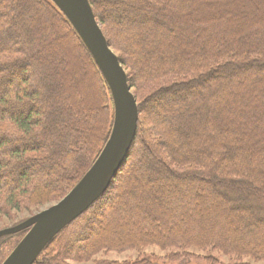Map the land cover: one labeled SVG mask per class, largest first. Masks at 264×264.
Listing matches in <instances>:
<instances>
[{
	"label": "trees",
	"instance_id": "obj_1",
	"mask_svg": "<svg viewBox=\"0 0 264 264\" xmlns=\"http://www.w3.org/2000/svg\"><path fill=\"white\" fill-rule=\"evenodd\" d=\"M88 1L137 132L107 191L34 264L149 245L264 262V0ZM0 122V216L63 198L108 139L109 90L50 0H0Z\"/></svg>",
	"mask_w": 264,
	"mask_h": 264
},
{
	"label": "water",
	"instance_id": "obj_2",
	"mask_svg": "<svg viewBox=\"0 0 264 264\" xmlns=\"http://www.w3.org/2000/svg\"><path fill=\"white\" fill-rule=\"evenodd\" d=\"M90 54L112 99L113 122L103 148L78 183L58 202L3 230L0 238L26 231L1 264H34L54 237L84 214L108 189L137 132L139 110L118 57L109 47L88 0H50Z\"/></svg>",
	"mask_w": 264,
	"mask_h": 264
},
{
	"label": "rangeland",
	"instance_id": "obj_3",
	"mask_svg": "<svg viewBox=\"0 0 264 264\" xmlns=\"http://www.w3.org/2000/svg\"><path fill=\"white\" fill-rule=\"evenodd\" d=\"M100 29H101V27H100ZM112 51H113V49H112ZM115 55L117 56L116 53H115ZM126 77H127V75H126ZM127 83H128V81H127ZM130 91L133 94L132 89H130ZM133 96H134V94H133ZM134 98H135V96H134ZM135 100H136V98H135ZM136 103H137V100H136ZM112 108H113V105H112ZM261 139H262V141L259 140V145L256 148L262 149L264 151V135L262 136ZM103 146H102V148H103ZM58 201H56V202H58ZM56 202H52L50 204L43 205L40 208L32 209L31 211L10 212L9 214H7L5 216H0V230L10 228V227H13V226L21 223V222L25 221L26 219L34 216L35 214H37V213L47 209L48 207L54 205ZM220 212H221L220 210L217 212L218 214H216V217L215 216L212 217V214L208 213L206 218H203V221L207 222V223L215 222V224H216V221L218 220V218L221 217ZM262 231H263L262 229H261V231H260V229H257L256 234L258 236H260L262 234ZM25 233H26V231L14 234L15 236L9 235L12 238H9L8 236H4V237L0 238V264L5 260V258L10 254V252L14 249V247L19 243V241L23 238ZM18 235H20V236H18ZM57 235L54 237V239L57 237ZM236 235L239 236V233ZM43 251H42V253H43ZM40 255H39V257H40ZM209 257L218 261L219 264H236L239 261V260L234 259L233 257H227V256H225L219 252H216V251L201 252L198 250L197 251L196 250L193 251L191 249L180 250V249H175V248H168V249L162 250L158 246L149 245L147 247H144L140 251H137V250L102 251V252L96 254L94 257H92L91 260L88 262L69 261V263L70 264H94L96 262H102V261L124 263V262H134L135 260H140V259H150L152 261L158 262V264H210V263H214V262L208 261ZM241 261L249 262L250 264H264V262H254L249 258H244L243 260H240V262Z\"/></svg>",
	"mask_w": 264,
	"mask_h": 264
},
{
	"label": "clouds",
	"instance_id": "obj_4",
	"mask_svg": "<svg viewBox=\"0 0 264 264\" xmlns=\"http://www.w3.org/2000/svg\"><path fill=\"white\" fill-rule=\"evenodd\" d=\"M5 122H0V124H4ZM8 125L11 124V121L6 122ZM0 131H4V128H0Z\"/></svg>",
	"mask_w": 264,
	"mask_h": 264
}]
</instances>
